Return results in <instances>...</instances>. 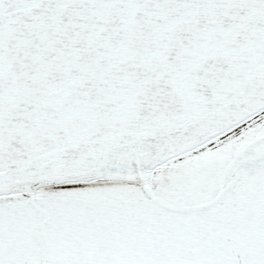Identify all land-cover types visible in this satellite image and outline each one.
Returning a JSON list of instances; mask_svg holds the SVG:
<instances>
[{
  "label": "snow or ice",
  "instance_id": "6c2138e0",
  "mask_svg": "<svg viewBox=\"0 0 264 264\" xmlns=\"http://www.w3.org/2000/svg\"><path fill=\"white\" fill-rule=\"evenodd\" d=\"M0 264H264V0H0Z\"/></svg>",
  "mask_w": 264,
  "mask_h": 264
}]
</instances>
